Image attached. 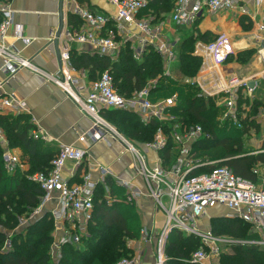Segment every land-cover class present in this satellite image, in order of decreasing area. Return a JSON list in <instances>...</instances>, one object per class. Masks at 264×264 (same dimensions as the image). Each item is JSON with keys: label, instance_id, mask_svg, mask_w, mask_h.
Instances as JSON below:
<instances>
[{"label": "built area", "instance_id": "built-area-1", "mask_svg": "<svg viewBox=\"0 0 264 264\" xmlns=\"http://www.w3.org/2000/svg\"><path fill=\"white\" fill-rule=\"evenodd\" d=\"M147 3V0H114L116 12L113 20L101 12L77 8L76 14L87 24V29L75 33L73 37L69 30H65L64 34L79 43L91 45L103 55L110 54L117 51L116 35L124 34L119 21L149 33L147 22L137 19ZM233 5L234 0H175L171 19L177 25H191L205 11L215 13L231 8ZM11 19L12 9L8 0H5L0 5V74L2 75L0 111L29 112L23 99L12 92L5 93L4 90L5 85L19 70L28 69L43 76L45 81L60 89L83 115L90 118L91 126L86 133L89 141L112 140L120 144L123 152L130 154L133 176L141 177L145 182V187L144 189L134 188L124 198L125 202H131L133 198L142 195V190H146L164 214V223L159 231L154 260L148 262L144 260L142 253H137L124 257L115 264H164L166 239L173 229L184 236H200L204 244L211 248L208 243L214 244L223 239L213 236L209 229L202 231L199 222L208 215V210L216 205L227 207L230 210V217L248 223L251 233L258 231L261 233L260 238L248 240L245 243L264 245V172H262L259 183L255 184L235 175L226 166L215 165L216 160L197 158L192 151L193 144L201 138H211V135L198 124L182 127L174 124L169 126L168 130L159 127L153 133L152 140L147 143V147L156 153L155 163L150 164L144 151L122 136L103 117L102 112L117 109L135 114L144 124L154 119L167 123L174 120L171 108L176 106L177 95L157 100L150 99L156 79H149L140 90L125 96L117 91L109 70L103 71L94 80H87L71 65L69 49L59 50L58 66L54 72L47 73L37 69L28 58L21 56L12 45L7 43V34L12 26ZM255 27L264 41V15L257 20ZM13 28L14 38L22 40L25 44L30 42L29 38L22 35L21 26L14 25ZM63 32L64 30L61 31ZM54 34L55 32L51 34V39ZM152 36L155 38V35ZM145 45L132 48V56L135 59L141 58L146 50ZM233 48L230 40L223 35L200 44L198 50L201 64L196 75L192 78L183 77L180 80L187 87H194L197 96L213 99L216 106L223 107L217 118L220 124L229 121L235 128H241V120L246 118L244 114L247 113L245 111L247 108L243 102L239 103V100L240 98L247 99L251 103L254 99L253 91L256 84L251 78L246 83L239 77L231 76L223 71L222 65L233 53ZM168 55L170 56L166 59L164 74L172 77L167 63H171L173 58L170 52ZM261 59L264 60V55H261ZM259 119V116L255 117L256 122ZM31 136L34 139L46 138L40 129L32 130ZM86 138L83 137L85 144ZM1 139L0 131V141ZM169 140L173 144L169 151L175 149L177 153L166 161L159 153L166 150ZM261 151L264 150L252 153ZM86 153V148L76 145L61 146L50 161V168L46 172L36 171L28 175V178L38 184L43 192L39 198V210L53 199L56 200L57 205L52 211L54 222L64 220L74 225L78 223L75 232L65 229L64 234L58 236L57 241L53 243L54 248L59 249L67 244L79 243L81 233L87 230L88 224L93 220L98 181H93L89 174H85L81 182L71 183L63 175L66 163L70 162L78 167L85 159ZM2 156L5 167L13 171L19 161L18 157L9 152H4ZM96 168L100 173L101 181L111 174L107 166L97 164ZM119 185L129 187L128 182L120 181ZM102 201L108 203L109 198L105 196ZM5 247H8L7 243ZM210 253L217 256V249L211 248ZM186 261L189 264H210L203 248L194 251Z\"/></svg>", "mask_w": 264, "mask_h": 264}, {"label": "crops", "instance_id": "crops-1", "mask_svg": "<svg viewBox=\"0 0 264 264\" xmlns=\"http://www.w3.org/2000/svg\"><path fill=\"white\" fill-rule=\"evenodd\" d=\"M4 1L5 0H0V5L3 4ZM8 4L12 9V26L9 28L7 34V43L12 45L13 49L21 56L28 58L35 68L47 73L54 72L58 66L57 49H69V54L103 55L91 45L79 43L66 37L64 34L65 30H69L71 37H73L75 33L87 29V24L76 14L77 8L101 12L108 15L112 20L116 12L114 0H8ZM61 8L63 19H61L60 16ZM172 8L166 13H160L159 17L150 14H139L137 19L147 22L149 33L140 30L136 26L119 21V26L123 29L124 34H118L115 37L118 44L117 51L104 55L109 57L111 61L117 62L122 48L127 46L132 50L134 46L140 47L147 42V45H145L146 50L139 60H142L146 52L149 51L150 48H153L164 61L163 68H166V59L170 56L168 55L170 52L173 60L171 63H167V65L170 67L172 77H174L175 73L172 72L171 67H173L176 62L177 45L190 33L193 37L197 34H203L207 36L206 40L208 41L214 36L223 35L230 40L233 46L241 42H249L250 45H253L251 38H249V31L256 29L255 23L264 15V13H262L264 12V0H234V5L231 8L222 9L215 13L205 11L191 25H177L174 23L171 19ZM69 17H72L71 21H69ZM61 23H63L62 30H64V32L60 34L58 42L55 44L51 40V34L59 28ZM14 25L21 26L22 35L30 39L28 44H25L20 39L14 38ZM244 27H248V29ZM152 35H155V38H153ZM142 41H144V43H142ZM202 43H206V41L201 39L195 40L192 52L194 56H199L198 49ZM261 44L264 46V41H261ZM132 58L135 59L133 56ZM233 68L236 69L234 63H227L225 61L222 65V69L226 74H231ZM75 71L85 76L87 80H91L88 78L87 70L75 69ZM182 78L183 77H179L178 79ZM0 79H2L1 74ZM4 90L5 93L12 92L23 99L26 102L29 112L14 113L6 110L0 111V115L26 119L31 126V131L40 129L46 136L45 139H34L30 131V137L34 141L40 143L44 148L53 150L55 153L64 145H76L81 148H86V157L80 166L75 167L70 162L66 163L63 170L64 178L71 183H77L81 182L85 174H89L93 181H98L95 203L105 202L102 201V198L107 196L109 202L104 203L105 205L111 206L114 203H118L134 206V210L138 214L141 222L140 231L145 233V236L149 240L148 243H152L153 239L156 238L155 235L157 234L158 236L159 231L163 227L164 214L157 207L155 201L149 196L146 190H142V195L133 198L131 202H125L124 198L132 192L134 188L144 189L145 187V182L141 177L133 176L131 171L132 158L130 154L123 152L120 144L112 140L106 142L89 141L86 138V133L91 126L90 118L83 115L78 110L77 106L68 99L60 89L56 88L50 82L45 81L43 76L28 69L19 70L5 85ZM32 119H34V121H32ZM0 131L2 133V139L0 141L1 160L4 152L14 154L19 159L13 171H9L2 160L5 171L8 174H12L16 171L21 173L27 172L30 166L27 155L24 154L21 147H11L1 127ZM250 134H254V132L250 131ZM83 137L86 138V144ZM249 139H251V137ZM252 140L253 139L250 140V145L251 142H255ZM148 142H143L135 146L140 147L144 151L150 164H154L156 153L147 147ZM260 145L261 142L253 144L249 153H258L252 152L260 150ZM159 155L162 156V152H160ZM97 164L107 166L111 171V174H108L104 178V181L100 179V173L96 168ZM256 166L261 169L259 172V177L261 178L262 172H264V165L257 164ZM24 175L30 180L28 178L30 173ZM120 181L128 182L129 187L127 188L119 185ZM95 203L93 216L95 212ZM56 206V200L52 199L39 210L38 203L30 212H27L29 213L28 216H23L24 218L22 219L18 218L20 222L17 223L16 227L14 226L7 229L0 226V230L5 234L2 248H4L7 243L9 248L5 247L4 250L6 252L15 250L13 246L10 247V244L13 245L12 238L15 239V237L19 236L22 240H25L28 234L27 231L31 229L30 226L47 219L51 222V228H53L50 232V241L52 237L53 241L50 243L48 249L49 251L51 250L52 254L59 251L60 248H54L53 243L57 241L58 236L64 234L65 229L70 232H75L78 223L76 222L74 225L64 220H57L54 222L52 211L55 210ZM223 212H225V216H222L223 214L221 213ZM211 213H213V215ZM209 216L232 218L230 217V210L222 205H216L210 208L207 217ZM204 218L205 217L199 222L200 228H204L202 227ZM92 223L93 220L88 224L89 226L85 232H79L81 233L79 243L67 244L65 246H80L82 241L90 235L89 228ZM206 228L210 230L209 227ZM248 234L251 235L252 238L245 241L256 240L261 237L259 231L251 233L249 229ZM226 236L227 237L222 238L223 240L220 242L224 244L227 243L229 246L235 243L245 244L244 239ZM217 237L220 238L219 235H217ZM227 239L228 241H225ZM249 244L258 245L257 243ZM6 248L8 249L6 250ZM144 260L152 262L154 259L151 260L150 257L145 256Z\"/></svg>", "mask_w": 264, "mask_h": 264}, {"label": "trees", "instance_id": "trees-1", "mask_svg": "<svg viewBox=\"0 0 264 264\" xmlns=\"http://www.w3.org/2000/svg\"><path fill=\"white\" fill-rule=\"evenodd\" d=\"M174 0H148V5L141 14L160 16L173 7ZM72 17H69V21ZM214 36L210 41L214 40ZM196 39L210 42L207 36H185L177 45L176 62L171 67L173 73H180L182 77L192 78L196 75L201 58L192 54ZM148 50V48H147ZM70 63L75 69L88 71V78L96 79L99 74L109 70L113 77V83L117 91L125 96L140 90L149 79H156V85L151 90L152 100L177 95L176 106L171 108L174 120L163 123L156 119L148 124L141 123L138 117L130 112L110 109L102 112L109 122L113 121L120 130L133 137H142V142L152 139L153 133L163 127L169 126L201 125L203 130L211 135V138H201L192 146V151L201 160H216L215 165L226 166L232 173L258 184L260 181L257 172V164L264 165V151L250 154L246 151L245 141L248 134L254 128H259L255 119V106L250 114L252 117L241 120L242 127L235 128L232 122L223 124L216 116L221 113L223 107L216 106L213 99L196 95L194 87H187L180 79L164 74V61L153 48L146 52L142 60L132 58V50L129 47L122 48L117 62H113L106 55L70 54ZM245 99L240 98L242 103ZM256 102V107H258ZM0 127L4 130L9 143L12 146L22 148L29 160V169L21 173L16 171L8 174L0 156V226L10 229L17 223L20 214L30 212L39 203L42 190L39 185L28 180L24 174L35 171L46 172L50 168V161L55 156L53 150L44 148L40 143L30 137L31 126L26 119L0 115ZM254 130V132H255ZM138 138V139H139ZM141 140V139H139ZM172 141L162 152V156L169 161L177 151L173 149ZM260 150H264V141ZM1 153V148H0ZM214 165V166H215ZM220 223V230L215 227L213 233H224L236 239H250L248 234L250 225L238 218L214 217ZM140 218L134 206L114 203L111 206L95 203L93 223L90 225V236L82 241L80 246H66L63 257L59 263L49 261L47 249L50 243L51 222L47 219L30 226L25 240L15 237L13 251L2 250L5 234L0 230V264H114L122 252L127 248L122 237H135L139 234ZM94 230V232H93ZM106 244L105 248L102 245ZM41 246L42 250H39ZM200 247L193 237L183 236L173 229L169 232L164 248L166 260L164 264H189L186 260L193 250ZM233 255L223 256L224 264H264V250L254 244L232 245ZM73 257L78 263L69 262L68 256ZM261 255V256H259Z\"/></svg>", "mask_w": 264, "mask_h": 264}, {"label": "rangeland", "instance_id": "rangeland-1", "mask_svg": "<svg viewBox=\"0 0 264 264\" xmlns=\"http://www.w3.org/2000/svg\"><path fill=\"white\" fill-rule=\"evenodd\" d=\"M144 14L145 13H143V15ZM244 28H246V27H244ZM246 29H248V27ZM250 31H249V33H250L249 38H251L253 45H250L248 41H247L248 43H245V42L236 43L235 46H233V47H235V48H233V53L231 55H229L228 58L226 59L227 63H234L235 68H236V69L233 68V70H231L232 73L229 75L239 77L241 80H243L246 83L248 82V79L251 78V80L253 82H255V84H256L255 90L253 91L254 99L251 101V103L247 99H245L243 101V104L247 108L246 110L244 109L247 112L244 114L246 117H248V118L252 117L250 112L252 111V108L254 106H255V109H257L255 116L260 117V119H259L260 122H257V123H259V128L256 130L254 128L255 132L253 129L251 130V132H254V134H248V138L251 137V139H253L255 142H251V145H250L251 139H246V141H245V145L247 144L245 146L246 151L251 150L252 149L251 146H253V144H255V143L257 144V142L264 141V138H262V137H264V60L261 59V55H264V46H262V44H261L262 39L259 36V34L257 33L256 29H253ZM174 75L173 76L177 79L179 77H182V75L180 73H176ZM151 98H152V96L150 95V99ZM256 102L259 103L258 107H256V105H255ZM219 115L216 116V118H218ZM110 123L122 136H124L127 140L132 142L134 145H139L142 142V137L139 138V137L130 136L127 133L120 130L119 127L113 121H110ZM138 138L141 140H139ZM11 147H14V146L11 145ZM256 170L259 173L261 169L257 168ZM224 213L225 212L221 213V214H223L222 216H225ZM28 214L29 213L24 212V213L20 214L18 218L22 219V218H24L23 216H28ZM211 214L213 215V213H211ZM25 218H28V217H25ZM203 220L204 221L202 223V227H204V228H201L202 231H205V229H207L206 227H209L213 236H217L216 234L213 233L212 229L214 227L216 229H218V231H222V230H220V226H222V225H220V223L214 219V216H209V217L206 216ZM19 222H20V220L17 219V223H19ZM17 223H16L15 227L17 226ZM52 230H53V228H52ZM93 232H94V230H93ZM219 236H220V239L227 237L224 233H221ZM155 237L156 238L153 239L152 243H148L149 240L144 235V233L140 230H139V234L133 238L128 237V236H123L122 240H123V242H125V246L127 248V251L125 250L124 252H122L121 256L119 257V259L117 261H119L120 259H122L124 257L133 256L137 253H142L144 255V257L145 256L150 257V259L153 260L156 257V252H157L156 249H157V242L159 239V235L157 236V234H156ZM189 237H193L195 241L199 242L200 247L198 249L203 248L206 251L210 264H224L223 256L224 255H226V256L233 255L232 245L229 246L227 243L224 244L222 242H217V243L215 242L214 244L212 242L208 243V245H210L211 248L217 249V256H215V255L210 253L211 248L204 244V242L202 241V237L196 236V235L189 236ZM15 239L12 238L13 245L10 244V247L11 246L14 247V243L17 242V241H15ZM245 240L246 239H244V241ZM52 241H53V237H52V240L50 241V243ZM50 243H49V245H50ZM147 244H148V246H147ZM257 246L260 247V249L262 248V250H264V245L258 244ZM65 247L66 246L61 247L59 251H56V253H53V254H52L51 250L49 251V249H47L49 261H51L53 263H59L63 257V251H64L63 249ZM73 247H78V245H73ZM105 247H106V244L102 245V248H105ZM8 248H6V250ZM39 250H42L41 246H39ZM194 251H196V250H193L191 252V254ZM259 256H261V255H259ZM164 257L166 258L165 254H164ZM67 260L69 262L78 263V261L74 260L73 257H71V256H68Z\"/></svg>", "mask_w": 264, "mask_h": 264}, {"label": "water", "instance_id": "water-1", "mask_svg": "<svg viewBox=\"0 0 264 264\" xmlns=\"http://www.w3.org/2000/svg\"><path fill=\"white\" fill-rule=\"evenodd\" d=\"M62 14H63V12H62V8H61V11H60L61 19H63ZM62 27H63V23L60 24L59 28L55 31L54 37L51 39L55 44H57V42H58V38H59L60 33L62 31ZM57 51H58L57 52V60H58L59 59V50L57 49Z\"/></svg>", "mask_w": 264, "mask_h": 264}]
</instances>
